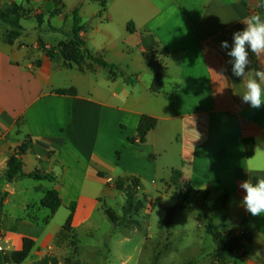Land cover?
Returning a JSON list of instances; mask_svg holds the SVG:
<instances>
[{"label": "crops", "instance_id": "obj_1", "mask_svg": "<svg viewBox=\"0 0 264 264\" xmlns=\"http://www.w3.org/2000/svg\"><path fill=\"white\" fill-rule=\"evenodd\" d=\"M7 2L21 27L0 19V188L20 178H9L7 162L21 147L22 171L56 177L60 207L73 205L71 225L84 227L130 179L137 194L146 195L145 208L165 212L177 199L172 172L179 170L181 184L219 199L215 209L230 231L249 233L235 263L264 264V214L245 210L239 188L244 180L264 178V106L241 102L246 78L232 75L225 55L248 16H264V0ZM30 15L37 22L26 26L21 19ZM39 40L56 55L48 56ZM223 40L229 49H221ZM65 43L74 44L75 60L58 50ZM154 51L164 74L159 91L152 90L147 58ZM249 60L246 70L264 68V56L249 50ZM221 68L226 80L216 74ZM70 87L75 94L57 91ZM143 114L156 124L140 139ZM28 151L37 164H27ZM54 226L57 231L61 222Z\"/></svg>", "mask_w": 264, "mask_h": 264}, {"label": "rangeland", "instance_id": "obj_2", "mask_svg": "<svg viewBox=\"0 0 264 264\" xmlns=\"http://www.w3.org/2000/svg\"><path fill=\"white\" fill-rule=\"evenodd\" d=\"M7 1L0 0V13L9 18L15 6ZM21 22L28 26L37 19L30 15ZM27 153L32 159L27 164H37L34 153ZM3 179L6 183L7 178ZM54 180L58 179L23 176L17 179L13 189L6 184L0 188V250L10 254L20 248L16 247L20 234L36 241L23 261H8L7 264H40L45 256H54L59 264H236L239 253L248 243L222 248L221 242L229 235L230 226L219 224V208L215 214L219 199L191 189L187 195L191 200H183L187 207L173 210L168 224L162 223L166 210L145 208L148 199L143 197V202L137 192L128 202L127 192L116 189L106 197L103 207L99 205L96 209L90 226L71 225L67 229L62 225L70 209L59 206L51 214L49 207L40 204L45 192L55 187ZM149 196L154 198L152 193ZM128 203L131 204L129 214L126 210ZM106 208L112 212L111 216ZM210 216L213 218L206 228ZM236 218L233 215L228 224H234ZM56 222H61L57 231ZM248 248L249 245L247 251Z\"/></svg>", "mask_w": 264, "mask_h": 264}, {"label": "trees", "instance_id": "obj_3", "mask_svg": "<svg viewBox=\"0 0 264 264\" xmlns=\"http://www.w3.org/2000/svg\"><path fill=\"white\" fill-rule=\"evenodd\" d=\"M262 18H264V16H262ZM0 19L2 21H4L5 23H8L9 25H11L13 27V29L16 28H20V24L18 23V16L14 15L12 17H4V15L2 13H0ZM79 21V18L77 17V15H75V24H77V22ZM128 27L130 29H134V26L132 23H130L128 25ZM39 44L40 47L43 49V51L50 57H54L56 55V51L51 48L46 46V44L42 41L39 40ZM58 50L61 51L64 55L68 56V57H72L73 60H75L77 58V52L76 49L74 48V44L71 43H65L64 45H58ZM160 51V52H159ZM159 53H164V49L159 50ZM156 52V53H158ZM152 52V53H148L147 54V58L154 70V77H153V81L151 83V87L152 90L154 91H159L160 90V83L161 80L163 78V73H161L159 70H157V67L159 66V58L158 55ZM75 55V56H74ZM94 60H96L97 62L114 68L116 67L115 64H110L107 63L106 61H104L101 58H95L93 56H91ZM60 93H70V94H75L76 93V89L74 87H70V88H61L57 90ZM156 124V118L153 116H150L148 114H143L140 117L139 123H138V127H137V131H138V137L140 139L144 138L146 133L152 129ZM130 139H134V137L130 138ZM246 143V147H247V152L248 154H250L252 152V143L253 140L250 138H247L245 140ZM21 150V147L18 148L16 151H14V153H12V155L9 157L8 162H7V169H8V176L10 179L13 178H18V177H23V176H30V177H45V178H52V176H50L48 173H38L37 171H33V172H23L22 171V165H21V160L19 159V151ZM180 175V171L179 170H173L172 172V181L175 183V187H176V201L172 206H168L166 208V214L162 220V223L164 224H168L169 222H171L172 217H173V210L175 211L176 209H183L185 207H187V202L184 203L183 200H188L190 201L191 199L189 198L188 195V191L190 189V187L188 185H183L180 183V181L178 180V177ZM18 176V177H17ZM121 183L123 184L124 181H121ZM134 183L136 184V181L134 179H130L127 183H125L124 186V191L127 192L128 197H127V201L130 202L129 198L131 197V195L135 194L132 191V185H134ZM143 197L146 198V195H142L141 199L144 202L145 200H143ZM147 199V198H146ZM141 201V202H142ZM40 204L46 207H49L51 210V214L56 211L58 209V207L61 205V198L59 196V193L57 192L56 189H49L45 192L44 196L40 199ZM130 206L131 204L128 203L126 210L128 211L127 213L129 214L130 212ZM219 208V207H217ZM73 205H71L70 207V213L65 221V223L62 225V227L70 229L71 227V218H72V213H73ZM108 214L111 216L112 212L106 208ZM217 210H215V214H217ZM200 215H202V213H199ZM220 218V225L225 226L224 222V215H218ZM49 218V215L47 216L46 220ZM212 216L207 217L208 222L206 224V228H208L211 220H212ZM250 237L249 233L243 228L241 227V229L239 230L238 234H235L234 230L231 229V231H229V235L224 238L222 240V248L225 249H229V248H235V247H240L241 245L243 246V242L248 239ZM35 244V240L27 235H24L22 237V244L21 247L18 249H14L10 254L7 253H3L0 250V264H7L8 261H12V262H20L23 261L29 254V252L32 250L33 246ZM214 251V250H213ZM217 251V250H216ZM40 264H59L57 259L54 256H45L42 257Z\"/></svg>", "mask_w": 264, "mask_h": 264}, {"label": "clouds", "instance_id": "obj_4", "mask_svg": "<svg viewBox=\"0 0 264 264\" xmlns=\"http://www.w3.org/2000/svg\"><path fill=\"white\" fill-rule=\"evenodd\" d=\"M264 8V4L259 5ZM244 28L232 34L231 47L227 40L220 43L221 49H229L225 55L230 59L226 62L231 65V73L234 77L245 79L241 102L248 104L253 109L264 106V68L255 70L248 69L251 61L249 60V50L254 57L264 56V18L259 13L248 16L243 22ZM226 69L216 73L223 77ZM243 190L242 204L245 210L252 216L264 214V178H257L255 183L249 178L239 184Z\"/></svg>", "mask_w": 264, "mask_h": 264}, {"label": "built area", "instance_id": "obj_5", "mask_svg": "<svg viewBox=\"0 0 264 264\" xmlns=\"http://www.w3.org/2000/svg\"><path fill=\"white\" fill-rule=\"evenodd\" d=\"M132 187L134 188L132 191L134 192V193H136L138 190V184L136 183H134V185H132Z\"/></svg>", "mask_w": 264, "mask_h": 264}, {"label": "water", "instance_id": "obj_6", "mask_svg": "<svg viewBox=\"0 0 264 264\" xmlns=\"http://www.w3.org/2000/svg\"><path fill=\"white\" fill-rule=\"evenodd\" d=\"M14 181H12L9 185V189H11L13 187Z\"/></svg>", "mask_w": 264, "mask_h": 264}]
</instances>
